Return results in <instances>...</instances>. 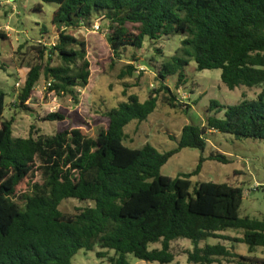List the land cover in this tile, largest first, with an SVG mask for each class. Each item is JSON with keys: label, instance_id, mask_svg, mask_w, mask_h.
Listing matches in <instances>:
<instances>
[{"label": "trees", "instance_id": "16d2710c", "mask_svg": "<svg viewBox=\"0 0 264 264\" xmlns=\"http://www.w3.org/2000/svg\"><path fill=\"white\" fill-rule=\"evenodd\" d=\"M42 1L58 5L52 19L58 39L50 54L57 53L61 63L30 68L19 94L18 107L24 109L42 76L49 93L78 102V88L89 85L91 63L87 43L70 32L97 17L107 22L112 66L127 47L141 50L146 40L173 35L184 39L171 60L160 65L147 62L159 88L144 101L125 90L126 99L103 112L107 124L95 138L83 128L36 135L34 126L27 138L14 137V119L2 120L7 94L0 90V264H72L79 251L96 247L101 250L96 257L109 264H131L129 255L171 264V244L181 238L192 243L187 252L190 264H264V253L259 252L264 251V219L240 216L244 189L227 182L192 181L207 160L231 162L220 153L203 155L211 132L264 142V0ZM44 56L40 51V60ZM190 59L198 71L220 70L230 90H263L236 105L211 100L206 124L184 126L177 147L167 152L150 143L141 148L126 145V127L147 121L161 100L171 108H191L166 85L176 77V89L182 91ZM138 61L133 55L120 79L132 77ZM76 118L85 124L78 114ZM64 119L53 112L44 120ZM185 148L201 151L195 170L175 178L162 175V168ZM67 199L93 205L66 215L60 206ZM229 230L243 231V236L225 235ZM210 239L232 246H201ZM155 244L161 248L151 249ZM236 244L246 245L247 254L237 252Z\"/></svg>", "mask_w": 264, "mask_h": 264}, {"label": "rangeland", "instance_id": "374dc122", "mask_svg": "<svg viewBox=\"0 0 264 264\" xmlns=\"http://www.w3.org/2000/svg\"><path fill=\"white\" fill-rule=\"evenodd\" d=\"M58 5L42 0H0V90L7 94L6 109L2 120L14 119V137L27 138L31 127L40 135L51 136L65 130L83 128L90 137H96L99 130L107 124L102 117L103 112L116 107L126 98L123 93L137 94L141 101L147 99L149 92L159 88L156 74L148 63L157 62L159 65L171 60L182 47L184 36L173 35L163 37L158 41L146 40L141 50L127 47L115 66L111 65V51L106 41L107 22L102 17L95 18L90 25L82 26L70 33L87 43V58L91 63L89 85L78 88V102L71 96H57L47 91L48 81L42 76L35 87L31 100L26 103L28 109L19 106V94L24 85L30 68L36 64L49 62L52 66L59 65L58 54H50L53 43L57 42L58 31L52 19ZM99 25L100 29L95 30ZM8 27L9 29H6ZM156 49L162 50V55ZM45 51L44 60H40V51ZM182 54V53H180ZM135 55L137 71L132 77L120 79L121 72L132 63ZM49 58L51 60L49 61ZM188 83L179 92L176 89V77L166 81V85L177 96L179 102L190 105L188 110L171 108L161 100L156 111L145 122H132L126 129V145L141 148L146 143L155 146L164 153L177 147L181 130L188 124L205 125L211 100H217L223 105H236L245 96L247 99L256 98L263 87H239L230 90L221 80L220 70L198 71L196 63L190 59L186 68ZM56 112L65 116L63 121H45L47 115ZM78 114L85 124L77 123ZM220 153L230 159L229 164L207 160L198 176L192 177L193 183L198 182H227L244 189L243 204L240 216L264 219V142L258 139L237 140L232 135L211 132L208 146L203 155ZM201 151L185 148L172 157L162 168V175L171 178L181 173L195 170ZM258 187V188H256ZM90 202L77 199L64 200L60 210L66 215H73L78 209L92 206ZM231 237H242L243 231L229 230L224 232ZM222 243L228 247L232 243L223 240L210 239L202 242ZM161 248L160 244L151 245ZM188 239H178L172 242L171 251L175 260L171 264H190L187 252L192 250ZM235 249L246 255L248 248L244 244H236ZM95 251L84 250L73 258L72 264H109L107 259H98ZM264 253L262 249L259 251ZM111 255L113 253L111 252ZM131 264L147 263L129 255ZM220 264V263H219ZM221 264H236L222 261Z\"/></svg>", "mask_w": 264, "mask_h": 264}, {"label": "built area", "instance_id": "2783aa9c", "mask_svg": "<svg viewBox=\"0 0 264 264\" xmlns=\"http://www.w3.org/2000/svg\"><path fill=\"white\" fill-rule=\"evenodd\" d=\"M6 29H9L8 27H6ZM100 29V27H99V25H97V26H95V30H99ZM56 45V43H53V47ZM54 94V93H53Z\"/></svg>", "mask_w": 264, "mask_h": 264}]
</instances>
